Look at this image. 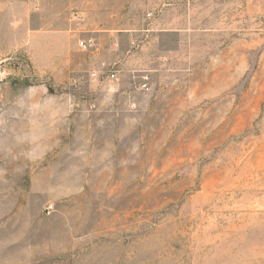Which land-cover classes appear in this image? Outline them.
<instances>
[{
	"label": "rangeland",
	"instance_id": "rangeland-1",
	"mask_svg": "<svg viewBox=\"0 0 264 264\" xmlns=\"http://www.w3.org/2000/svg\"><path fill=\"white\" fill-rule=\"evenodd\" d=\"M0 264H264V0H0Z\"/></svg>",
	"mask_w": 264,
	"mask_h": 264
},
{
	"label": "built area",
	"instance_id": "built-area-1",
	"mask_svg": "<svg viewBox=\"0 0 264 264\" xmlns=\"http://www.w3.org/2000/svg\"><path fill=\"white\" fill-rule=\"evenodd\" d=\"M79 45L82 46V47H85L86 46V43L84 41H79ZM114 75H111V77H113Z\"/></svg>",
	"mask_w": 264,
	"mask_h": 264
}]
</instances>
